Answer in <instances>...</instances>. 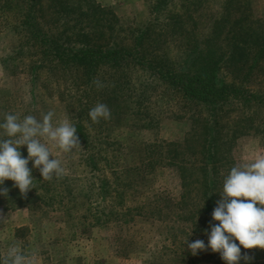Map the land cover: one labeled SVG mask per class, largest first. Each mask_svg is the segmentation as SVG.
Returning a JSON list of instances; mask_svg holds the SVG:
<instances>
[{
  "label": "trees",
  "instance_id": "16d2710c",
  "mask_svg": "<svg viewBox=\"0 0 264 264\" xmlns=\"http://www.w3.org/2000/svg\"><path fill=\"white\" fill-rule=\"evenodd\" d=\"M204 2L183 0L178 9L180 3L175 0H153L151 11L156 17L122 34L123 23L115 10L97 0H0V17H4L0 25L17 36L18 56L29 65L33 79L37 80L44 68L64 76L63 84L54 83L64 86L58 96L64 113L77 128L82 147L79 164L86 171L78 179L68 171L46 181L30 161L35 188L26 198L13 187L12 180L6 179L0 186L9 189L7 197L0 195V206L40 209L44 216L57 211L64 214L54 242L42 243V264L43 253L49 250L44 248L69 242V234L73 239L91 237L113 223L131 230L138 217L152 227H160L161 241L170 239L168 246L157 252L158 256L160 251L171 253L170 264H226L210 248L193 255L185 241L202 239L207 245L204 230L210 232V221L219 223L212 221L211 213L225 178L232 167L238 166L233 152L237 138L249 134L248 129L257 132L262 126L254 123V116L264 119L259 111H264V17L253 20L244 16L249 7L237 14L235 0H225L207 32L198 33L192 13L198 12ZM174 33L193 34L179 55H172L163 46L164 38ZM132 70L150 72L195 108L193 128L182 142L158 144L165 149L161 158L148 150L138 162H133V152L124 153L120 161L119 154L104 148L118 144L115 138L105 137L93 144V131L99 129L97 135L102 136L106 121L94 123L89 110L101 102L111 115L119 116L123 97L127 95L131 102L132 78L128 73ZM254 78L262 79V88L249 85ZM94 79L104 87L98 89ZM1 114L3 123L9 112L3 108ZM230 115L237 117L232 124L226 122ZM242 122L246 124L241 126ZM2 131L0 139H7ZM20 151L26 158V145ZM165 160L162 165L175 167L180 174V194L159 193L141 201L148 174ZM59 256L58 264H68L66 253ZM251 257L247 264L256 260L264 264V256ZM49 261L56 263L51 256Z\"/></svg>",
  "mask_w": 264,
  "mask_h": 264
},
{
  "label": "rangeland",
  "instance_id": "374dc122",
  "mask_svg": "<svg viewBox=\"0 0 264 264\" xmlns=\"http://www.w3.org/2000/svg\"><path fill=\"white\" fill-rule=\"evenodd\" d=\"M97 1L115 10L123 23L122 34L133 29L135 25L156 17V13L151 11L153 0ZM224 1L202 0L204 3L199 7V11L192 13L193 18L198 22L196 27L198 33L207 32L212 20L219 16ZM175 2L180 3L178 9L182 8L183 0H175ZM236 7H239L237 14L249 7L244 14L249 19L264 17V0H235L234 10ZM3 18L0 17V20L3 21ZM189 27L191 28V23ZM2 31L8 33H0V112L5 108L10 114L18 115L20 119L33 115L42 120L43 114L51 110L54 112L53 124H58L65 118L69 119L58 96L64 86L54 83L57 81L63 84L64 76L60 72H50L44 68L39 78L33 79L29 65L24 63L23 56H18L17 36L13 34V30L10 32L7 26L0 25V32ZM192 35L174 33L166 36L164 38L166 43L163 46L168 48L172 55H179ZM128 75L132 78L131 102L127 95L124 96L120 115L114 117L112 114L110 119H101L102 122L106 121V125L102 136L97 135L99 129L93 131L95 134L93 144L96 146L105 137L115 138L118 144L104 148L109 151L111 148L115 154H119L120 161L124 153L133 152L132 160L138 162L142 154H146L148 150L155 158H161L165 154V149L158 144L182 142L193 128L194 119L191 116L195 108L182 101L170 87L150 72L132 70ZM261 82L262 79L254 78L249 85L253 88H262ZM259 111L264 113L263 110ZM237 113L241 115L242 111ZM256 115L254 123L262 125L260 130L256 132L254 129H248L249 134H240L237 138L233 152L238 166L253 162L257 155L264 154V119L260 121L255 118ZM3 116L1 114L0 118ZM236 118L230 115L226 122L232 124ZM245 124L246 122H242L241 126ZM42 142L46 143L55 158L60 160L64 172L70 171L76 179L86 173L79 164L80 149L63 153L62 150L53 147L51 141ZM163 163H167V160L159 163L160 167L148 174V187L145 194L140 197L141 201L159 193L170 196L180 194L179 172L175 167L162 165ZM0 213L7 218L5 222H0V253L4 256L10 246L17 245L24 253L29 254L35 264H42V243L54 242L57 237L56 230L63 226L61 220L64 214L57 211L49 212V215L44 216V210H30L26 207L9 209L4 206H0ZM135 220L137 225L132 223L131 230L122 223H113L108 229L95 232L91 237L73 239L69 234V242L63 241L57 248H44V250L49 249L47 253H43L44 264H50L49 256L54 258L56 262L54 264H58L57 257L60 253L67 254L68 264H170L173 259L171 253L160 251V256L157 254L158 250L168 246L170 239L161 241L160 227L150 226L144 218L138 217ZM32 222H35L34 226ZM23 226H31V228L27 231H19L18 228ZM241 252L250 256H264V249L259 248L244 249L241 246ZM260 263L262 262L258 260L253 262V264Z\"/></svg>",
  "mask_w": 264,
  "mask_h": 264
},
{
  "label": "clouds",
  "instance_id": "9594fccd",
  "mask_svg": "<svg viewBox=\"0 0 264 264\" xmlns=\"http://www.w3.org/2000/svg\"><path fill=\"white\" fill-rule=\"evenodd\" d=\"M93 83L98 89L104 87L99 79H94ZM53 116L51 110L43 114L42 120L32 115L21 120L16 114H5L0 129L8 138L0 139V186L6 179L12 180L13 187H18L21 196L26 198L29 190L35 188L32 168L38 169L46 181L64 174L60 160L42 141H51L53 147L63 153L82 147L75 125L67 118L53 124ZM89 116L94 123H99L100 119H110L111 111L105 103L98 102L89 110ZM25 145L26 158L20 151ZM30 161L32 168L28 167ZM8 192L7 187H0V195L7 197ZM219 194L220 199L211 213L212 221L219 223L210 221V232L204 230L208 235L207 245L202 239L193 242L187 239L185 243L193 255L198 250L210 248L219 253L226 264H239L241 260L247 264L252 257L242 254L241 246L244 249H264V154L257 155L253 162L232 167ZM6 220L0 213V222ZM0 264H35V261L19 246L12 245L6 255L0 257Z\"/></svg>",
  "mask_w": 264,
  "mask_h": 264
}]
</instances>
